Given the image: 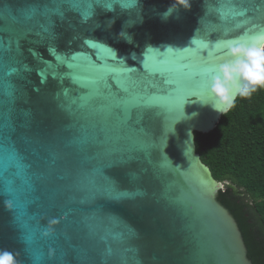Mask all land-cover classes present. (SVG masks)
<instances>
[{"label":"water","instance_id":"1","mask_svg":"<svg viewBox=\"0 0 264 264\" xmlns=\"http://www.w3.org/2000/svg\"><path fill=\"white\" fill-rule=\"evenodd\" d=\"M172 3L0 0V251L16 264H252L194 131L221 115L205 67L264 28V0L163 19Z\"/></svg>","mask_w":264,"mask_h":264},{"label":"trees","instance_id":"2","mask_svg":"<svg viewBox=\"0 0 264 264\" xmlns=\"http://www.w3.org/2000/svg\"><path fill=\"white\" fill-rule=\"evenodd\" d=\"M195 151L223 187L216 199L237 222L252 264H264V91L194 131Z\"/></svg>","mask_w":264,"mask_h":264},{"label":"clouds","instance_id":"3","mask_svg":"<svg viewBox=\"0 0 264 264\" xmlns=\"http://www.w3.org/2000/svg\"><path fill=\"white\" fill-rule=\"evenodd\" d=\"M192 0H173L170 7L161 14L167 19L179 8L190 10ZM121 36H125L122 32ZM131 43V37L126 36ZM219 62L205 67L208 100L220 114L231 112L238 100L249 99L258 91H264V28L246 38L225 42V50ZM0 264H16L13 254L0 251Z\"/></svg>","mask_w":264,"mask_h":264},{"label":"snow or ice","instance_id":"4","mask_svg":"<svg viewBox=\"0 0 264 264\" xmlns=\"http://www.w3.org/2000/svg\"><path fill=\"white\" fill-rule=\"evenodd\" d=\"M81 2L91 3V0H81ZM132 2H134V0H129V3H132ZM90 15H91V12L90 11L85 12L83 14L84 19H87ZM89 44H90L91 47H95V45L94 44H91V42H89ZM197 87H199V88H202L203 87V84H202V82L200 80V73H197L194 76H191V77L187 78L183 82V87L181 89H183L184 91H187L189 89L197 88Z\"/></svg>","mask_w":264,"mask_h":264}]
</instances>
